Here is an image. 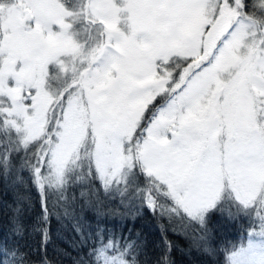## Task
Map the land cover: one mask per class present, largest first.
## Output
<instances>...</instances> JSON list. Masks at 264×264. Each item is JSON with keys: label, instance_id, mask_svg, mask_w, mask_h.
Segmentation results:
<instances>
[{"label": "snow or ice", "instance_id": "6c2138e0", "mask_svg": "<svg viewBox=\"0 0 264 264\" xmlns=\"http://www.w3.org/2000/svg\"><path fill=\"white\" fill-rule=\"evenodd\" d=\"M7 180L15 236L19 189L49 214L79 189L89 204L178 218L223 264H264V0H0ZM217 216L246 219V241L215 248ZM93 241L87 264H174L166 231L154 256L139 234ZM0 264L30 260L0 240Z\"/></svg>", "mask_w": 264, "mask_h": 264}, {"label": "trees", "instance_id": "16d2710c", "mask_svg": "<svg viewBox=\"0 0 264 264\" xmlns=\"http://www.w3.org/2000/svg\"><path fill=\"white\" fill-rule=\"evenodd\" d=\"M36 189H19L20 194L28 199L24 201V210L20 214L24 229L20 236L12 233L13 209L16 207L17 189L11 180L0 182V240L9 245L19 242L28 254L30 264H39L46 258L48 264H79L89 259L88 253L93 244V236L98 229L114 231L125 237L131 234L135 238L146 239L149 252L160 245L162 231H166L173 248L171 258L174 264H216L223 256H208L192 245L191 230L177 218L170 223L167 218L154 216L150 210H141L127 214L119 201L100 197L98 203H86L79 197L67 205L58 201L49 204V212L43 211V199ZM55 201V197L53 198ZM42 222V223H40ZM212 245L221 250L226 246L237 245L246 241L247 233L252 229L246 219L235 221L214 217L211 222Z\"/></svg>", "mask_w": 264, "mask_h": 264}]
</instances>
